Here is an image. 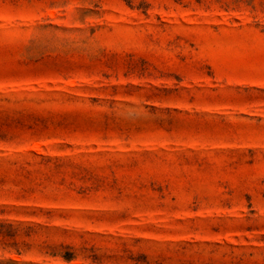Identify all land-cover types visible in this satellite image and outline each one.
Segmentation results:
<instances>
[{"label": "rangeland", "instance_id": "1", "mask_svg": "<svg viewBox=\"0 0 264 264\" xmlns=\"http://www.w3.org/2000/svg\"><path fill=\"white\" fill-rule=\"evenodd\" d=\"M0 264H264V0H0Z\"/></svg>", "mask_w": 264, "mask_h": 264}]
</instances>
